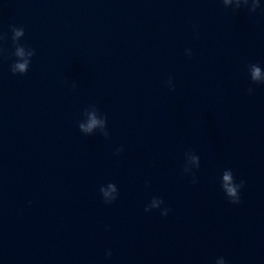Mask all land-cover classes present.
Listing matches in <instances>:
<instances>
[{
	"label": "water",
	"instance_id": "1",
	"mask_svg": "<svg viewBox=\"0 0 264 264\" xmlns=\"http://www.w3.org/2000/svg\"><path fill=\"white\" fill-rule=\"evenodd\" d=\"M260 4L0 0V264H264Z\"/></svg>",
	"mask_w": 264,
	"mask_h": 264
},
{
	"label": "clouds",
	"instance_id": "2",
	"mask_svg": "<svg viewBox=\"0 0 264 264\" xmlns=\"http://www.w3.org/2000/svg\"><path fill=\"white\" fill-rule=\"evenodd\" d=\"M222 2L226 7H228L229 5H231L233 3V0H222ZM241 7H247L250 9L251 12L254 13V12H256L257 9L261 8L260 0H235L234 9L238 10ZM12 32L14 33L13 39H15V37L25 35L23 28L13 27ZM2 38L3 37H0V39H2ZM186 53L188 56L192 55V52L190 49L186 50ZM16 55H18L20 57H24L23 49L22 48L19 49L17 51ZM28 55H29V57H33L35 55V50L32 49ZM30 63H31L30 59H26L22 63L17 62L15 64V66L11 68V71L13 74H17L18 72L21 74H26L29 70ZM250 67H251L252 81L253 82L260 81L261 80V67L258 66L257 64H251ZM168 83H169V86L174 91L175 89H174V85H172L171 78L169 79ZM248 91L251 94L254 90L252 88H249ZM99 124H101V121L98 120L94 114H91L89 116V121H88L87 125L79 124V128L82 129L84 132L90 133ZM117 151L120 152V151H123V149L121 148V149H118ZM193 182H195V181H193ZM223 182H224V188L226 190L228 197L232 198L230 200V202L233 204H239L241 202L240 190L244 187L245 182L244 181H241L240 183L234 182L232 172H226L223 175ZM108 188H110L112 190V192H115L117 190L116 185L114 183H109ZM100 192L102 193V195L104 197V202L106 204H111V203L115 202V200L117 199L116 197H112L111 200L107 199L108 197L111 196V192L105 191V189L103 187H101ZM159 203H164V201L162 199H159ZM159 203H157L155 198L153 199V205L154 206L158 207ZM145 211L149 212L150 209L146 207ZM168 212H169V209L166 210L165 212H163L162 215L167 216ZM107 255L109 257L112 255L110 250L108 251ZM222 264H223V261H222Z\"/></svg>",
	"mask_w": 264,
	"mask_h": 264
}]
</instances>
